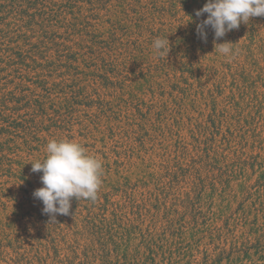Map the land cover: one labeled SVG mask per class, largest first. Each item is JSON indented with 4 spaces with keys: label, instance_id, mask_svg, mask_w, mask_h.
I'll list each match as a JSON object with an SVG mask.
<instances>
[{
    "label": "rangeland",
    "instance_id": "1",
    "mask_svg": "<svg viewBox=\"0 0 264 264\" xmlns=\"http://www.w3.org/2000/svg\"><path fill=\"white\" fill-rule=\"evenodd\" d=\"M46 1L50 5L51 0ZM90 1L95 0H81L77 7L66 9L73 15L66 14L65 23L78 17L80 8L83 14L92 16L94 27H86L87 23L76 27L77 31L84 30L83 35L95 29L108 31L123 16L121 9L129 8L127 0H102L93 6L89 5ZM160 1L155 4L153 0H141L137 8L141 13L161 4L170 6L173 0ZM178 5L177 18L167 16L165 28L170 23L178 26L177 20L184 18L182 28L186 32L180 35V57H187L183 61L192 62L193 68L173 60L169 66H161L152 45H147L154 40L149 28L142 37L136 30H127L124 34L128 36L123 40L131 39L133 45L126 60L119 57L118 62L109 60L104 64L97 59L98 52L75 48L79 51L78 70L67 73L64 69L65 76L58 78L52 73V78L47 77L49 84L67 80L69 85L85 87L71 108L65 107L58 116L49 109L52 104H64L65 97L60 93V86L67 85L64 83L53 88L45 99L47 116L34 119L30 115L32 110L27 109L30 114L19 111L25 115L19 120L21 123L10 120L14 134L12 151L6 152L7 158L0 159V264H57V252L60 258L76 252L80 258L76 264H82L85 252L93 256L98 249L101 255L100 246L86 240L84 234L85 223L91 219L88 210H80L81 216L57 214L54 220L39 212L44 206L34 198L33 192L43 186L42 172H32L31 163L46 159V145L52 139L78 142L88 154L102 161L100 191L109 192L120 186L127 193L119 192L118 200L144 201L151 211L147 216H117L115 230L119 236L125 234L127 239V229L131 234L136 231L140 234L132 235L137 239L128 243V248L124 243L113 249L107 263L100 257L92 264H264V108L261 116L255 114V121L247 120L254 108V97L264 101V53L250 58L242 49L249 44L250 37L255 39L256 48L261 46L264 21L253 17L252 22L241 23L238 29L219 40L208 27L207 39L203 40L197 33V25L207 18V13L197 17L196 11L204 5L197 0L191 12L187 5ZM15 17L19 23L21 17ZM147 22H150L148 17ZM64 26V23L56 26L59 35L65 33ZM70 33L71 40L81 41L78 33ZM131 33L137 34L131 36ZM4 36L0 34V38ZM186 37L192 39L189 48L183 40ZM224 42L233 43L234 56L226 57L216 51L215 45ZM141 43L143 52H136L135 47ZM15 44L10 43L9 47ZM3 47L0 97L13 91L21 80L27 84L28 88L21 89L26 95L33 98L32 95L41 94L36 85L43 79L36 77L41 71L28 74L24 66L8 65L13 52H8L7 45ZM53 54L49 53L48 58ZM121 62L126 64L117 66ZM72 89L66 87L65 92ZM241 92H247L243 99ZM240 108L246 110L241 126L224 124L214 145L215 150L221 148L220 154L223 149L226 151L227 160L215 164L216 171L197 164L196 170L179 172L174 178V169H186L185 165L196 155V146H204L198 142L204 135L200 123L222 112L229 117ZM229 129L234 135H229ZM241 154L244 155L241 159H235ZM226 165L229 166L227 178L221 177L220 169L225 170ZM198 179L204 180V185L194 196V204H181L178 200L185 199ZM226 179L228 183L224 184ZM158 198H165L169 208L176 201L173 210L179 214L164 216L165 209H161ZM156 212L157 216H152ZM105 217L110 221L116 219ZM78 232L81 237L76 235ZM141 234L151 241L150 249Z\"/></svg>",
    "mask_w": 264,
    "mask_h": 264
},
{
    "label": "trees",
    "instance_id": "2",
    "mask_svg": "<svg viewBox=\"0 0 264 264\" xmlns=\"http://www.w3.org/2000/svg\"><path fill=\"white\" fill-rule=\"evenodd\" d=\"M81 0H62L61 2H56L55 0H51L47 5L46 0H0V34H5L3 38H0V49L4 51L3 46L7 45L8 52H13L11 56H9L8 65L12 66H24L28 74L30 72H37L40 70L41 72L37 74V78H43L37 85V87L41 90V94H34L33 98L30 95H26L21 89H26L27 84L24 80H21L18 83L13 91L4 93L0 97V136L2 137L0 141V159L3 160L7 158L6 152H11L13 143V136L10 129L9 123L11 119L14 123L19 122L20 119H23V115L19 114V111L31 109L32 113L30 114L28 111L26 113L30 114L32 118L43 117L44 115H48L49 110L47 109V102L45 99L51 93L53 88H57L60 84L67 83L66 81H53L52 84L47 80V77L51 78L53 75H57V77L65 76L72 70L77 71L78 66H76L78 62L77 55H79V51L75 50L78 48L79 50H84L88 48L93 51V53L99 54L98 60L103 62L104 64H108L109 60H112V63L118 62L119 57H123L126 60L127 54L131 55V46L133 45V40L124 41L123 37L128 36V33L124 34L125 31L130 30L137 33L139 32V37L143 36V33L146 29L149 28V32L151 36L155 40L156 38H168L170 42V51L167 54L166 58L162 56H158L159 64L161 66H169L172 64V60L176 62V64H180L183 67L190 66L193 68L194 64L192 62H185L187 57H180L181 52V43L182 40L180 35L185 34V29L182 28L184 18H180L177 20L179 22L178 26H174V23H170L169 28L164 19L167 16H172L177 18V11L179 8L178 4H185L188 6V12L193 11L194 4H197V0H173L170 6L165 4H161L158 8H154V10L143 11L140 13L137 6L141 4V0H127L129 4V8L123 7L121 9L122 17H118L117 20L111 24V28L108 31H102L101 29H95L91 32H86L84 35L82 34L84 30H76V27L79 25H84L87 23L86 27H94L91 23L92 16L89 14H83V9L80 8L79 16H74L73 20L64 22L66 19V14L73 15L71 12H68L66 9H73L77 7V4ZM99 2H103L102 0L90 1L89 5L93 6L98 4ZM121 1V0H120ZM124 1V0H123ZM204 5L207 3V0H199ZM96 2V3H95ZM155 4L161 2L160 0H153ZM122 4L124 2H121ZM143 6H141L142 8ZM145 9V6L143 7ZM91 9H88L90 12ZM149 14H148V13ZM11 18V16H13ZM15 16L21 17L19 23ZM147 17L150 19V22H147ZM11 18V20H10ZM264 21V16L260 17ZM62 19V20H61ZM157 20H159V24L157 25ZM14 21V22H12ZM252 22V19H250ZM65 24L66 31L63 35H59L56 29V26H59L62 23ZM55 23V25H54ZM249 24V23H248ZM160 26V27H156ZM258 26L257 24H252V27ZM264 26V25H263ZM177 27V28H176ZM14 28V29H13ZM181 30H178L180 29ZM264 29V27H263ZM76 32L80 35L81 41L76 42L71 40V33ZM16 32H19L16 34ZM256 28L252 30V34H255ZM137 33H131V36L136 35ZM11 35V36H10ZM66 35V36H65ZM25 39V40H23ZM36 39V41H33ZM138 40V39H137ZM154 40L150 41L147 45H153ZM186 42L187 48H189L190 42L192 39L186 37L183 39ZM6 41L8 44H6ZM74 42L72 45L71 42ZM22 42L23 44H20ZM10 43L15 44L11 48ZM137 42L134 43L136 45ZM99 49V50H98ZM143 44L141 43L139 46L135 47V51L142 53L143 52ZM247 52L250 58H256L259 52L264 53V38L261 39V46L256 48L255 39L253 37L249 38V44L247 46H243L242 48ZM108 50V52H105ZM0 51V54L2 53ZM54 52L51 59H49V53ZM112 52V54H111ZM3 55H0V63ZM51 57V56H50ZM258 61V59H256ZM126 62H121L117 66H123ZM55 68V69H54ZM54 69V70H53ZM67 73H65V70ZM59 70H63V72H57ZM53 71V72H52ZM14 81V80H13ZM51 85V87H49ZM62 93L65 97L64 104H52L49 108L53 114L60 115L61 111L65 109V107H72L76 104V99L80 97L85 89V87L76 86L74 83L69 85L67 83L66 86H60ZM66 87L72 88L70 93L65 92ZM247 91V88L245 89ZM247 96V92H241V99ZM253 99V98H250ZM254 108L252 112L247 115V120L250 119L252 121L256 120L255 114L261 116V110H263L264 101H260L258 96H255L253 99ZM248 107V105H247ZM258 108V112L256 111ZM11 111L12 113L7 114L3 112ZM18 111V112H17ZM246 110L244 108H240V111L236 110L234 113L229 114V117H226V112H222V114H213L211 118L206 123H200L202 128V135L198 140L199 144H203L196 146V155L192 157L191 163H187L185 165L186 169H174L172 175L174 178L179 176V172H191V169L196 170L197 164H203V168H211L216 171L215 164H221L222 161L227 160L226 151L223 149L222 154H220L218 147L217 150L214 147L217 136L220 135L221 129L224 124H229L232 126H241V117L242 114ZM13 114H18L17 117ZM25 116V115H24ZM247 122V121H245ZM229 135H234L233 132L228 130ZM213 153V154H212ZM213 155V157H212ZM244 155H236L235 159H241ZM233 170L235 169V164L231 165ZM221 177L225 176L227 178V172L229 170V166L226 165V169L222 170ZM201 171V169H198ZM237 170L235 171V173ZM198 183L194 182V186L191 191L187 192L184 200H178L181 204L186 206H192L194 203V196L197 192L200 193L202 190V186L204 185V180L198 179ZM224 184L228 183V180L223 181ZM119 192L127 193L126 190L121 188L120 186L114 187L109 192L100 191L98 192V197L95 201H91L88 199H80L79 201L73 198L72 206L70 209V214L68 216H81L80 210L85 209L88 210V217L90 216V221L87 220L84 226V234L87 236L86 240L90 242L93 240V244H96L99 248L100 246V254H98V249H96L93 253V256L89 255L88 252H85L82 264H92V262H96L98 258L101 257L102 262L105 263L111 257L113 249L117 246L124 244L125 247L132 240L137 239L136 236L140 234L136 231V233L131 234L127 229V239L126 235L119 236V233L115 230V222L117 220V216H147L151 213V211L146 208V204L144 201L137 202L134 200H128L127 198L118 200L117 196ZM161 209H165L164 216H170L172 213L179 214L177 210H173V207H176V201L169 208L167 205V201L165 198L157 200ZM158 208V210L160 209ZM81 208V209H79ZM42 213V210L39 211ZM42 215V214H41ZM103 217V220H100V217ZM105 216H113L114 220L110 221ZM157 216V212L152 215ZM75 225L78 226L76 223ZM132 237V235H135ZM81 237L79 232L76 234ZM83 235V233H82ZM141 239L143 242H149V249L151 247V241L146 239L145 236L141 234ZM124 241V242H123ZM47 248V247H46ZM128 248V247H126ZM50 256V255H48ZM57 264H76L79 256L76 252H73L71 255H67L64 258H60L57 252ZM55 259V260H56ZM150 261H153L150 260ZM107 263V262H106Z\"/></svg>",
    "mask_w": 264,
    "mask_h": 264
},
{
    "label": "clouds",
    "instance_id": "3",
    "mask_svg": "<svg viewBox=\"0 0 264 264\" xmlns=\"http://www.w3.org/2000/svg\"><path fill=\"white\" fill-rule=\"evenodd\" d=\"M207 13V18L197 25V33L207 39L206 28L211 27L214 38L219 40L228 32L238 29L241 23L248 24L253 17L264 16V0H207L196 11V16ZM231 42L215 45L219 54L234 56ZM157 56L168 55V38H156L152 45ZM46 159L31 163L32 172H42V187L33 196L43 203V214L55 219L57 214L69 215L72 200L95 201L102 185V161L88 154L78 142L68 139H52L46 145Z\"/></svg>",
    "mask_w": 264,
    "mask_h": 264
}]
</instances>
